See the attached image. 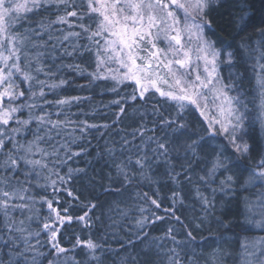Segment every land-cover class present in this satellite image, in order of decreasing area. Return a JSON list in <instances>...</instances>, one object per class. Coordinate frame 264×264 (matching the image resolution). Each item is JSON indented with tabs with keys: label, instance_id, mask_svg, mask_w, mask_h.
<instances>
[{
	"label": "trees",
	"instance_id": "1",
	"mask_svg": "<svg viewBox=\"0 0 264 264\" xmlns=\"http://www.w3.org/2000/svg\"><path fill=\"white\" fill-rule=\"evenodd\" d=\"M214 3L223 8L216 13L214 23L223 39L216 47L232 53L231 62L227 58L228 61L222 69L225 72L229 66V83L235 86L238 96L248 102L246 105L249 109L254 108L257 103L256 100L254 106L255 78L259 69L254 70L253 65L259 53L250 52L243 46L255 48L256 42L261 40L259 31L264 29V0H215ZM62 11L61 9L58 12L55 7L50 6L47 11L30 15L29 20L32 23H24L23 28H35L37 21L43 18L55 19ZM83 22L92 23L88 19ZM92 27H95L94 23ZM54 28L57 29L54 36H60V30L80 31L79 27L68 28L67 25L60 24L54 25ZM17 30L22 31L20 26H17ZM44 38L47 39V36ZM74 43L76 41L70 40L63 45L57 44L58 50L55 52L50 48L40 49L46 52V70L50 68L54 75L46 76L42 73L38 77L40 80H47L48 84L43 88V98L21 99L18 102L39 104L35 114H41L43 109L44 112L53 114V120L67 118L75 122L70 127L76 128L74 142L70 143L69 148L70 152L78 155L70 159L65 157L66 163L58 168L67 183L58 184L55 193L51 187L33 188L29 193H33L38 200H51L53 208L58 209L62 216L63 209L67 208V215L72 217L70 222L65 221L61 225L54 222V213L41 207L36 216L25 220L24 226L29 232L41 233L31 238L29 243L46 254L42 264H48L52 257L47 230L42 228L43 223L53 224L58 229L59 245L71 250L68 254L77 264H168L171 256L169 249H175L180 259L190 260L194 256L199 264H206L214 253L220 257L222 264H241L242 260L237 255L243 249L242 238L251 237L255 232L251 227L254 221H249L251 213H244L247 199L254 201L258 197L255 187L245 183L249 172L244 171V168L254 167L262 154L261 140L254 128L250 131L253 147L248 155L234 156L223 142L218 140L213 144V139L208 138L206 121L196 110L186 109L181 119L177 116L176 105L166 101L158 93H150L146 100L128 99L124 103L122 97H127L132 88L121 85L113 92V81L93 79L90 73L96 71V66L95 56L91 52L81 49L71 56L64 54V48L72 51L71 44ZM79 44L85 45L87 40L82 38ZM68 65H78L83 71ZM60 80L66 83L51 87L59 84ZM17 82L20 89L25 90V97H28L27 83L22 78H18ZM32 90L38 92L39 88ZM71 97L81 99L68 105L55 103ZM115 101H121V104L117 105ZM154 105L159 107V112L153 113ZM121 106L125 109L123 113H120ZM18 115L27 118L28 112L24 110ZM161 116L168 120L177 119L179 123L186 125V129H177L176 124L171 127L162 125ZM85 122L89 127L84 128ZM29 127L34 130L36 124ZM17 139L23 142L31 140L32 136L23 133ZM157 141L167 145V156L153 153V149L157 148ZM193 141H201L195 153L188 147ZM63 142L62 140L61 143ZM8 147L11 148V145ZM220 153L229 162H235L233 165H237L228 166L226 159L224 162L227 171L220 169L209 179L208 172L212 162ZM63 155L61 152L62 157ZM142 156L149 158L150 168L146 166L142 169L135 164ZM29 158L40 159V156ZM2 159L0 156V160ZM118 165L123 166L130 175L135 174L131 176L130 183L120 174ZM21 168L24 172L31 170L24 165ZM69 169L74 170L70 179L67 177ZM0 175L8 173L0 172ZM227 176H232L236 182L224 185L222 191L221 181ZM201 177L207 183L202 182ZM17 178L25 179L23 174H18ZM52 178L55 179L54 176ZM29 179L35 180V177ZM40 183L43 184L44 180ZM173 193H178L182 199L174 201ZM201 195L210 201L211 207L203 204ZM151 200H156L159 208ZM234 202L237 208L233 207ZM230 203L233 208L228 209ZM91 204L96 207L89 210ZM173 208L175 216L182 223H178L166 211ZM229 210L233 213L227 214ZM85 213L86 219L79 221L77 218ZM145 217L154 222L141 227L137 221ZM170 227L174 230L172 235L175 236V243L167 235ZM186 231L191 232L195 239L190 241ZM89 239L101 246L95 253L100 257L98 261H91V254L84 244H77L78 240L86 242ZM8 240L9 233L4 229V217L0 215V263L4 261L5 264H25L24 259H17L18 254L25 250L24 244L20 242V245H8ZM232 250L235 255L231 257ZM213 264L216 262L213 261Z\"/></svg>",
	"mask_w": 264,
	"mask_h": 264
},
{
	"label": "snow or ice",
	"instance_id": "2",
	"mask_svg": "<svg viewBox=\"0 0 264 264\" xmlns=\"http://www.w3.org/2000/svg\"><path fill=\"white\" fill-rule=\"evenodd\" d=\"M209 2L210 0H0V156L3 157L0 160V172L8 173V175H0V213L4 216V229L9 233V240L6 243L15 245L18 240L22 242L25 251L32 253L31 264H42L46 256L39 248L29 243V240L39 236V233L29 232L23 226L25 221L17 222L12 213L17 210L21 213L25 210L32 211V205L36 201L29 193L33 188L51 187L55 193L58 184L67 183L58 168L66 163L65 157L70 159L78 155L70 152L69 148L70 143L74 142L73 134L76 131V128L70 126L75 122L67 118L53 120L51 119L53 114L44 112L43 109L41 114H35V110L40 107L39 104L18 103L21 99L43 98L45 95L43 88L48 84L47 80H40L38 77L42 73L46 76L54 75L50 68L46 70L44 63L46 52L40 51L41 48H50L55 52L58 50L57 44L76 41L71 44L72 51L64 48V54L71 56L81 49L91 52L95 56L96 66V71L90 73L93 79L113 81L114 87L111 89L113 92H116L121 85L132 88V92L127 97H122L124 103H127L128 99L146 100L150 93L153 95L158 93L160 97L176 105L177 116L181 119L186 109L198 111L207 122L209 139L215 138L219 133L228 139L235 153L239 155L249 153L253 146L244 140L246 135H251L245 128L247 105L239 96L229 94L235 90V86L225 84L220 76V51L203 35L204 28L210 26V21L205 17ZM50 6L55 7L58 12L62 9V14L56 15L52 20L43 18L37 21L35 28H23L24 23H32L29 20L30 15L47 11ZM85 19L92 21L95 27H92V23L85 24L83 22ZM57 24L67 25L68 28L79 27L80 31L60 30L61 35L54 36L53 33L57 31L54 25ZM17 26H20L22 31L17 30ZM259 35L261 40L256 42L255 48L249 45L243 47L250 52L259 53L253 65L254 70L259 69L255 78L256 93L253 103L255 106V101H259L257 109L259 115L256 120L264 128V63L261 62L264 61V29L259 31ZM45 36L47 39L44 38ZM82 38L87 40V44H79ZM160 43H163L164 47H159ZM227 55L230 63L232 53ZM111 65L116 67L113 68ZM68 67L83 71L78 65H68ZM18 78H22L23 82L27 83L28 97H25V90L20 89ZM65 83L66 81L60 80L59 84L51 87H59ZM33 88H39V91H33ZM79 99L81 98H64L55 103L68 105ZM115 103L120 105L121 101ZM24 110L28 112L27 118L18 115ZM124 111V107L121 106L120 113ZM157 112L159 107L154 105L153 113ZM161 122L162 125L169 127L176 124L177 129H186V125L179 123L177 119L168 120L161 116ZM33 123L36 124L34 130L29 127ZM248 124L249 128H254L255 121H248ZM87 127L89 126L85 122L84 128ZM23 133L30 134L32 139L23 142L17 139ZM200 142L193 141L188 146L189 149L195 153ZM8 145H11V148ZM61 152L64 154L63 157ZM157 152L167 156V145L157 141V148L153 149V153ZM36 154H39L40 159L29 158ZM226 159L222 153L217 154L208 172L209 179L220 169L227 171L224 162ZM135 164L142 169L151 166L147 156L138 158ZM21 165L30 166L31 170L24 172ZM117 169L124 176L125 181L130 183L131 176L135 174L130 175L123 166L118 165ZM257 169L250 171L246 184L255 183L256 180L264 183V159L258 162ZM73 171V169L68 170V179L71 178ZM244 171L249 170L244 168ZM18 174H23L25 179L19 180ZM53 176L55 179L52 178ZM30 177H35V180L29 179ZM41 179L44 180L43 184L40 183ZM200 179L207 183L204 177ZM235 182L232 176H227L221 181V190L223 191L224 185ZM68 194L71 195V192L68 191ZM177 199L182 198L178 193H173V200ZM201 200L206 207L212 206L203 195ZM15 201H23V203H15ZM43 202L47 204L50 212L54 213L55 223L62 225L65 221L72 220V217L67 215V208L63 209L62 216L58 209L53 208L51 200L44 198ZM151 203L159 208L156 200H151ZM258 204L264 217V194ZM95 207V204H91L89 210ZM166 211L178 223H182L180 218L175 216L174 208ZM86 217L87 213L77 219L84 221ZM26 219L31 220V217ZM156 219L163 218L156 217ZM153 222L146 217L137 221L141 227ZM258 223L260 227H264V219ZM42 228L47 230L46 234L53 253L48 264H77L67 256L71 250L59 245L58 229L50 223H43ZM173 231L170 227L167 235L175 243ZM13 232L20 235L14 236ZM25 232L27 235H24ZM186 235L190 241L195 239L191 232L186 231ZM37 244H39L38 240ZM77 244L86 246L91 254V261L100 259L95 253L101 246L91 239L86 242L78 240ZM157 247L159 248V245ZM249 247L252 251H249ZM168 251L171 253L168 264H199L194 256L190 260L180 259L175 249ZM242 256L244 258L241 264H264V239L244 245ZM19 257L26 259L25 252H20ZM213 261L222 264L220 257L215 253L210 255L206 264H213Z\"/></svg>",
	"mask_w": 264,
	"mask_h": 264
},
{
	"label": "rangeland",
	"instance_id": "3",
	"mask_svg": "<svg viewBox=\"0 0 264 264\" xmlns=\"http://www.w3.org/2000/svg\"><path fill=\"white\" fill-rule=\"evenodd\" d=\"M214 1L215 0H210V2H209V7H208V9H206V11H205V17H206V19L208 20V21H210V26L209 27H205L204 28V32H203V35H204V38L205 39H207V40H209V41H211V42H213L214 43V46H215V48L216 49H218L219 51H220V63H219V73H220V76L222 77V79H223V82L225 83V84H230L229 82H230V78H229V76H230V74H231V69L229 68V66H227L226 67V69H225V72H224V68L222 69V66H224V64H226V62L228 61L227 60V58H228V51L226 52V51H222V50H220L219 48H217L216 47V45H219L222 41H223V39H222V37L218 34V32H217V30L215 29V18H216V13L218 12V11H221L223 8L222 7H220V6H217V5H215V3H214ZM181 21L183 22V17L181 16ZM206 31H209V33H206ZM66 42H68V41H66ZM159 47H164V44L163 43H160L159 45H158ZM245 56V55H244ZM111 67H113V68H115L116 67V65H111ZM122 70V69H121ZM223 74H224V76H223ZM225 78H226V80H225ZM227 81V82H226ZM233 85V84H232ZM230 95H233V96H238V94L235 92V90L233 91V92H230L229 93ZM240 99L245 103V104H247L246 103V101H245V99H243L242 97H240ZM258 105H259V101L257 100V103H256V106L254 107V108H251V109H249L250 107L249 106H247V109H248V111L247 112H245V116H246V123H245V128L250 132L251 131V128H249V124H248V121H255V125H254V130H255V132H256V135L257 136H259L260 137V142H261V150H262V154H261V157H259L258 158V160H257V162H259L261 159H264V128H262L261 127V125H260V123L256 120V118H257V116L259 115V113H258ZM242 111H243V109H241ZM253 111V112H252ZM203 118V117H202ZM206 125H207V122H206ZM209 133V132H208ZM213 140H212V142H213V144H215V143H217V141L218 140H220L221 142H223V144H224V146H226V148L228 147V148H230V151L232 152V154L235 156L237 153H235V151H234V148H233V146L232 145H230L229 144V142H228V139L225 137V136H223V135H221V134H219V133H217V135H216V137L215 138H212ZM244 140L249 144V145H252V134L249 136V135H246L245 137H244ZM250 151V150H249ZM230 152V153H231ZM36 155H39V154H36ZM239 155V154H238ZM248 155V154H247ZM241 156V155H240ZM238 158V157H237ZM227 165L228 166H232L235 162H229V159H227ZM236 165L237 164H235V165H233V167H236ZM257 166H258V163H255V166L254 167H251V168H249L248 170V172H249V175H250V171L252 170V169H257ZM28 168H30V166H28ZM258 170V169H257ZM3 174H5V173H3ZM249 175H248V177H249ZM42 181V179L40 180V182ZM252 185H253V187H255V189H256V195L258 196L257 198H256V200H254V201H251L250 199H247V201H246V203L244 204L245 205V208H246V211H244V213H246L247 212V214H250L249 216H251L250 218H249V221L251 220V221H254V223H252V225H251V227L253 228V230L255 231L253 234H252V236L251 237H248V238H246V237H243L242 238V247H244V245H246V244H248V245H250L251 243H253V242H255V241H257V240H260V239H264V227H260L259 226V223L258 222H260L262 219H264V217H262V215H261V209H260V206H259V204H258V202H259V200L262 198V194H264V183H261V181H259V180H256L255 181V183H252ZM29 195H31V196H33L34 198H35V201H36V203L34 204V205H32V211L30 212V211H27V210H25L23 213H21L19 210H17V211H15V212H13L12 213V216H13V218L18 222V221H20V220H28V219H26V217H34V216H36V214H37V212L39 211V209L41 208V207H44V208H46V209H48V207H47V204L46 203H44L43 202V200H38L35 196H34V194L32 193V194H29ZM15 203H23V201H15ZM235 203V205L233 206V207H236L237 208V204H236V202H234ZM227 205V204H226ZM233 207H231V203L230 204H228V206H227V208L228 209H231V208H233ZM249 209H251V210H249ZM231 213H233L232 212V210H229L228 211V213L227 214H231ZM49 214V213H48ZM0 215L2 216V217H4L3 216V214L2 213H0ZM238 223V222H237ZM17 226H19L18 224H17ZM24 226V225H23ZM25 227V226H24ZM26 228V227H25ZM8 233V232H7ZM39 233V235L41 234L40 232H38ZM12 235H14V236H19L20 234L19 233H16V232H13L12 233ZM24 235H27V233L25 232L24 233ZM17 244H19L20 245V241L18 240L17 241ZM49 248H50V246H48ZM231 249V248H230ZM40 250V249H39ZM41 251V250H40ZM249 251H252V249H251V247H249ZM23 252H25V257H26V259H24V263L25 264H31V259H32V253L31 252H26L25 250H23ZM41 252H43V251H41ZM242 252H243V249H241V251L238 253V255H237V253H236V255L241 259V260H243V256H242ZM52 255H53V253H52ZM235 254H234V252H233V250L230 252V256L232 257V256H234ZM67 256H69V254L67 253ZM69 257H71V256H69ZM52 258V257H51ZM17 259L18 260H20V257H19V254H18V257H17ZM17 259H15V260H17ZM0 264H5V262L3 261V262H1Z\"/></svg>",
	"mask_w": 264,
	"mask_h": 264
}]
</instances>
